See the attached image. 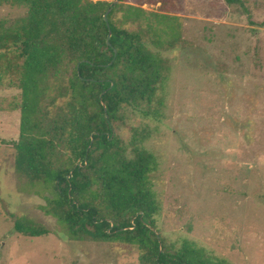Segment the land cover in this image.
I'll return each mask as SVG.
<instances>
[{
  "label": "rangeland",
  "instance_id": "374dc122",
  "mask_svg": "<svg viewBox=\"0 0 264 264\" xmlns=\"http://www.w3.org/2000/svg\"><path fill=\"white\" fill-rule=\"evenodd\" d=\"M242 1L169 0L180 34L173 48L155 49L169 66L161 118L125 107L113 130L127 144L133 128L149 132L141 145L158 160L150 179L166 243L187 238L230 264H264V0ZM117 3L163 12L161 3ZM25 12L2 4L0 21ZM9 83L5 76L0 86V264H141L136 244L73 235L45 212L51 186L16 170L9 142L19 137L21 91ZM17 218L50 232L17 233Z\"/></svg>",
  "mask_w": 264,
  "mask_h": 264
},
{
  "label": "trees",
  "instance_id": "16d2710c",
  "mask_svg": "<svg viewBox=\"0 0 264 264\" xmlns=\"http://www.w3.org/2000/svg\"><path fill=\"white\" fill-rule=\"evenodd\" d=\"M140 1L161 3L163 12L104 0H0L26 8L0 21V86L8 76L21 91L19 137L9 142L16 170L51 186L45 212L73 235L136 244L141 264H230L193 240L168 244L159 236L150 179L158 160L141 145L149 132L133 128L128 144L114 134L125 107L161 118L158 92L169 66L155 49L179 40L178 17L170 14L176 4ZM13 229L30 237L50 232L28 218L15 219Z\"/></svg>",
  "mask_w": 264,
  "mask_h": 264
},
{
  "label": "water",
  "instance_id": "95a60500",
  "mask_svg": "<svg viewBox=\"0 0 264 264\" xmlns=\"http://www.w3.org/2000/svg\"><path fill=\"white\" fill-rule=\"evenodd\" d=\"M117 1H118V0H115V1H113V3L115 4V3H117ZM109 11H110V10H107L106 13L104 14V20L106 21L107 24H108V18H107V15H108ZM110 34H111V33H110V31H109L108 37L110 36Z\"/></svg>",
  "mask_w": 264,
  "mask_h": 264
}]
</instances>
